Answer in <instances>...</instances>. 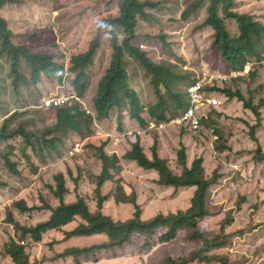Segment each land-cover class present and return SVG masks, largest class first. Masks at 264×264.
<instances>
[{
    "label": "trees",
    "instance_id": "1",
    "mask_svg": "<svg viewBox=\"0 0 264 264\" xmlns=\"http://www.w3.org/2000/svg\"><path fill=\"white\" fill-rule=\"evenodd\" d=\"M28 1L0 0V58L10 61L13 91L21 97L24 106L43 108L39 111L42 117L38 119L37 126H34V123L28 126L14 123L18 110L2 115L0 189L11 185L15 190L13 183L24 187L27 175L30 173L28 168L21 167V161L34 160L36 153L44 157L46 150L56 151L58 153H54L53 158L46 157L42 160L37 158L41 166L49 168L51 163L63 158L61 145L74 137L85 138L82 139L85 140V152L101 162L95 190L98 204L96 208H93L89 198L82 194L77 195L74 200H67L69 193L67 177L64 172H57L54 180H49L45 184L49 193L57 199L56 203L48 201L43 196H41L42 206L30 204L23 198L14 199L10 203L5 222L13 225L15 234H10L4 240L3 254L9 256L13 264H37L38 261L31 260L28 250L30 245H24L25 242L22 241L30 235L34 242H42L44 234L49 231H62L65 239L93 235L105 237L89 245L68 246L56 254L58 258L72 257L76 262H79L82 256L88 257L100 251H116L126 245L134 244L138 236L143 239L141 249L144 251L157 243L169 242L179 234L185 233L188 241L198 242L197 247L179 255H165L154 264L213 261L220 264H234L230 254L224 252L234 238V233L227 230V223L230 224L231 221L224 222L221 230L215 233L206 231L201 224V220L211 213L208 194L210 188L218 181L217 170L210 175L201 155L189 159V146L184 138L179 141L176 148L177 162L181 166V170L178 171L168 157L160 154L157 140L148 151L142 143V137L138 134L126 135L128 147L121 155L108 152V140L103 137H94L97 128L94 117L87 113L84 106L77 101L72 105L41 106L44 96L41 95L38 83L41 82L42 76H46L61 84L66 68L63 64H59L56 58L62 57V54L65 56L68 54L65 51L61 53L34 51L28 44L15 41L17 33L10 28L2 11L9 4L22 5ZM113 1L117 2L118 14L103 18L98 24L99 29H105L109 34L113 53L112 55L109 53V63L104 67L97 81L92 105L88 103L96 119L110 118L111 112L114 111L117 129L124 132L126 130L123 123L125 110H128L129 116L136 119L141 126H146L149 121L168 122L171 118L182 115L189 107L187 88L191 82L185 83V76L183 77L187 72L179 69L172 58H167L164 54L156 58L151 49L143 50L135 43L139 21L141 19L154 21L155 18L148 12V8H155L158 4L150 0ZM204 6H206L207 17L200 28L209 27L212 30L211 50L219 54L221 60L228 66L227 71L242 69L247 63H256L247 75L216 84L210 88V91L223 99H235L241 102L245 109L253 112L258 121L251 126L250 137L257 140L255 129L262 122V110L264 111V82L254 89L249 86L246 91L241 88L239 82L247 81L250 85L255 77H260L259 71L264 69V64H259L264 57V23L250 14L237 11L235 0H191L182 13V19L187 20ZM228 20L234 21L236 25L234 35L227 25ZM119 35H123V38L120 39ZM101 51H104V49L101 50V36L97 35L91 40L86 51L73 52L71 58L67 56L68 71L73 75L71 94H77L83 99L89 84L88 68L100 61L103 53L99 57L98 54ZM170 52L173 51L170 50ZM132 65L134 69H141L145 83L149 85L150 92L146 102L140 99L129 82ZM261 76L263 79V75ZM259 90L261 92L256 102V93ZM216 109H212L210 117L202 121V127L212 125ZM169 126L182 125L170 124L162 132H166ZM186 130L181 132L185 133ZM199 130L194 132L197 133ZM159 132L161 131H158V135ZM69 149L67 155H69ZM215 149L222 148L216 146ZM17 150L21 154L19 157L13 156L14 151ZM253 158L256 161H264V149L261 145L253 151ZM123 160L133 161L143 170L156 173L153 180L159 185L175 189L193 187L190 205L176 211L160 212L149 218L143 217V207L139 203L136 190L131 187L132 191L127 192L123 183V175H121ZM40 167H36L34 172ZM106 188L109 189L107 193H105ZM108 197L117 205L132 204L134 208L132 215L125 219H116L105 213L103 203ZM44 209L49 211L47 217L30 221L32 223L22 222L16 213L22 214L35 210L41 212ZM33 222L36 223L33 224Z\"/></svg>",
    "mask_w": 264,
    "mask_h": 264
},
{
    "label": "rangeland",
    "instance_id": "2",
    "mask_svg": "<svg viewBox=\"0 0 264 264\" xmlns=\"http://www.w3.org/2000/svg\"><path fill=\"white\" fill-rule=\"evenodd\" d=\"M147 1V0H142ZM158 4L155 8H148L155 20H140L137 27L135 43L143 50L151 49L154 56L158 58L164 54L172 58L179 69L185 70V83L195 80L203 72L227 71V65L221 60L219 54L211 50L213 32L209 27H201L207 17L206 6L199 9L187 20L182 19V13L191 0H150ZM235 9L242 13L252 15L264 23V0H235ZM10 28L17 36V43H26L34 51L57 52L65 51L68 57L77 51H86L92 39L101 36V51L98 54V64L90 66L89 84L83 100L92 105L93 96L97 90V81L108 64L110 54L113 50L110 44L109 34L105 29H99V22L106 17L118 14L117 2L113 0H29L22 5H7L2 11ZM227 25L231 33H236L234 21L228 20ZM122 39L123 35H119ZM169 46V47H168ZM173 51V52H170ZM65 54L56 58L59 64L66 68L63 82L52 80L42 76L38 86L42 96H53L55 94H71V81L73 75L68 71L67 58ZM103 60V62L101 61ZM134 71V67H131ZM255 77L248 85L247 81L240 80L241 88L246 91L249 86L256 88L264 82L261 75ZM13 75L11 74L10 61L0 58V121L2 115L18 110L14 120L16 124L28 126L38 125V119L42 117L43 108L39 106H24L21 97L13 91ZM165 91L164 88H162ZM150 92L145 86L143 91L144 102ZM256 93V97L259 96ZM222 104L215 110L214 120L211 126L203 125L199 132L186 126H169L166 132L153 131L151 143L157 140V148L162 156L168 157L173 167L180 171L181 166L177 162V146L184 138L189 146V159L201 155L205 168L210 175L217 170L218 181L210 188L208 204L211 213L201 220L203 228L210 232H219L224 222L227 230L234 233L232 243L224 249L229 253L234 264H264V161H256L253 151L258 145L264 149V111L262 110V122L255 129L257 140L250 137L251 126L257 123V118L252 111L245 109L241 102L233 99H223ZM258 97L256 98V102ZM37 118V119H36ZM36 119V120H35ZM53 122V120H49ZM115 123H108V127ZM186 127V128H184ZM186 130V132H181ZM215 130V134H214ZM165 133V135L163 134ZM220 136L215 139V136ZM85 138H73L61 145L63 158L51 163L49 168L41 167L38 160L49 157L53 158L56 151L44 152V157L34 154V160L20 162L21 167L29 169L28 178L24 187L12 184L19 194L18 199H26L30 204L42 206L41 196L52 203L54 198L46 188V182L54 180L57 172H64L67 177L69 193L67 200L76 199L82 194L89 198L93 208L97 207L98 196L96 190V177L101 170V162L88 154L80 153L69 157L67 151L74 140ZM222 148L221 150L215 147ZM147 147V145H146ZM150 146L147 150H150ZM16 150V149H15ZM122 151L117 150L120 155ZM17 150L13 156L19 157ZM38 158V160H37ZM40 167L34 172L36 167ZM5 169V168H2ZM6 170V169H5ZM28 170H26L27 172ZM32 173V174H31ZM123 183L127 192L133 187L138 200L143 207V217L149 218L160 212L176 211L190 205L193 187H173L157 184L153 178L156 173L143 170L135 162L123 160ZM15 181V179H12ZM105 189V193L108 192ZM17 192V193H20ZM11 203V202H10ZM105 213L116 219H125L132 215L133 205L126 203L117 205L110 197L103 203ZM1 208H3L1 206ZM9 206L0 212V264H12L11 259L3 254L2 246L4 240L15 234L12 224L5 222ZM22 222L37 220L43 215L47 216L49 211L18 213ZM39 216V217H36ZM44 216V217H45ZM33 219V220H32ZM36 222H33V224ZM103 236H90L85 238L70 237L65 239V234L55 231L46 232L42 242H34L30 235L25 237V244L30 245L28 250L32 261L40 264H154L168 254L179 255L197 247V241H188L185 233L179 234L169 242H160L147 250L141 249L143 239L136 237V242L126 245L116 251H100L90 254L88 257H80L76 262L72 257L58 258L56 254L71 245H89L99 242ZM23 242V241H22ZM190 264H220L213 262H192Z\"/></svg>",
    "mask_w": 264,
    "mask_h": 264
},
{
    "label": "built area",
    "instance_id": "3",
    "mask_svg": "<svg viewBox=\"0 0 264 264\" xmlns=\"http://www.w3.org/2000/svg\"><path fill=\"white\" fill-rule=\"evenodd\" d=\"M264 64V58L262 62ZM252 64H247L242 70H235L230 73H207L204 72L199 78L193 82L188 87V94L190 99L189 108L183 113V115L171 119L169 122L157 123L154 121L149 122L148 126L144 130H138L137 133L141 134L147 130H161L166 127L168 124H186L191 129L197 130L201 127V121L204 118L209 117V110L213 107H217L221 104V100L212 94L208 86H212L215 82H221L223 80L230 79L231 77L241 76L247 73L249 67ZM75 101H80L84 107L87 109V112L90 113L91 110L87 107L85 102H83L75 94H61L47 96L43 99V106H62L64 104L72 105ZM133 131H130L129 134H133ZM84 152V143L83 141H75L72 143V146L69 150V156H75L79 153ZM24 242V241H23Z\"/></svg>",
    "mask_w": 264,
    "mask_h": 264
},
{
    "label": "crops",
    "instance_id": "4",
    "mask_svg": "<svg viewBox=\"0 0 264 264\" xmlns=\"http://www.w3.org/2000/svg\"><path fill=\"white\" fill-rule=\"evenodd\" d=\"M108 63H109V61H108ZM97 64H98V61H97ZM128 69L130 71L129 67H128ZM129 82H130L131 86L137 91L140 99H142V101L144 102L145 98L143 97V91L145 89V86H147V88H148L149 85L147 83H145L141 69L137 68V69H134L133 72L130 71ZM148 90H149V88H148ZM123 114H124L123 123L125 125L126 130L127 129H138V128L142 127L136 119H133L129 116L128 110H125ZM115 116H116V113L114 111H112L110 118H106L103 120H97V124H98L99 128H96V132L94 134V137H103V138H106L108 140V143H107L108 152L117 153V150H119V151H122L121 152V154H122L128 147L126 139H125L126 130L124 132L118 131ZM108 123L110 125H111V123H115V125L113 124L112 128H111V126L108 127ZM163 134L165 135V133H163ZM151 135H152V132L145 133V134L141 135L142 143L145 147H146V145H147V147L153 145L151 143V141H152ZM147 147H146V149H147ZM130 162L133 163V161H130ZM41 168L43 169L44 167H41ZM1 173H2V171L0 170V178L2 175ZM17 192H20V191H17L16 189L14 190L11 187V185L8 187L4 186L0 189V212L2 211V209H4V211H5V207L10 206V202H12L14 199H17L19 197V194L22 193V192H20V193H17ZM1 206L3 208H1ZM44 216L45 215H43L42 218L47 217V216H45V217ZM36 217H39V216H36ZM3 218H5V216L2 217L1 219H3ZM93 236H103V235H93ZM85 237H90V236H80V238H85ZM7 257H8V259H11L9 256H7ZM8 261H11V260H8ZM12 264H13V262H12Z\"/></svg>",
    "mask_w": 264,
    "mask_h": 264
},
{
    "label": "clouds",
    "instance_id": "5",
    "mask_svg": "<svg viewBox=\"0 0 264 264\" xmlns=\"http://www.w3.org/2000/svg\"><path fill=\"white\" fill-rule=\"evenodd\" d=\"M66 58H67V62H68V57L66 56ZM263 58H264V57H263ZM263 58H262V60H263ZM262 60L260 61L259 64H263V63H261ZM247 64H252V65L249 67V69H248V71H249V70L251 69V67H253V65H255L256 63H247ZM247 64H245L244 67H245ZM244 67H243V68H244ZM243 68H242V69H243ZM242 69H236V70H242ZM233 71H235V70H233ZM248 71H247V73H248ZM230 72H232V71H223V72H215V73H230ZM203 73H204V72H203ZM203 73H202V74H203ZM207 73H210V72H207ZM247 73H245L244 75H241V76H245V75H247ZM202 74H201V75H202ZM199 76H200V75H199ZM199 76L197 77V79L199 78ZM235 77H240V75H239V76H235ZM263 77H264V74H263ZM232 78H234V77H231L230 79H232ZM197 79H195L193 82H195ZM230 79L223 80V81H221V82H215L211 87L215 86L216 84H220V83H223V82H225V81H228V80H230ZM193 82H191L190 85H191ZM190 85H189V86H190ZM189 86H188V87H189ZM211 87L208 86L207 89H209V91H210V88H211ZM187 92H188V88H187ZM210 92H211V91H210ZM211 93H212V92H211ZM212 94H214V93H212ZM55 95H56V94H55ZM58 95H61V94H58ZM75 95L78 96L77 94H75ZM214 95L217 96V97L221 100V104H222V99H221L217 94H214ZM188 96H189V94H188ZM45 97H47V96H44L43 99H44ZM78 97H79V96H78ZM79 98H80L83 102H85V104L87 105V107L91 110V112H90L89 114H91V115L94 117L95 125H96L97 128H99V126H98V124H97L96 115H95V113L93 112L92 108H91V107L89 106V104H87L86 101H84L81 97H79ZM77 102H79L80 104H82L80 101H77ZM221 104H220V105H221ZM82 105H83V104H82ZM220 105L217 106V107H214V108L212 107V108L209 110V117H210V114H211V113H210L211 110L220 107ZM41 106H43V105H41ZM83 106H84V105H83ZM189 106H190V99H189ZM84 108H85V107H84ZM188 108H189V107H188ZM188 108H187V109H188ZM85 109H86V108H85ZM187 109H186V110H187ZM186 110H185V111H186ZM86 112H87V109H86ZM87 113H88V112H87ZM182 115H183V114H182ZM179 116H181V115H179ZM179 116H175V117H173V118H176V117H179ZM209 117H208V118H209ZM173 118H171V119H173ZM208 118H204V119H208ZM171 119H170V120H171ZM204 119H203V120H204ZM170 120H169V121H170ZM203 120H202V121H203ZM169 121H168V122H169ZM202 121H201V127H202ZM149 122H151V121H149ZM154 122H157V121H154ZM157 123H158V122H157ZM148 124H149V123H148ZM148 124H147L146 126H142L141 128H138V129H127L126 132H125V134L128 135V136H131V135H134V134H138L137 131H138V130H144V129H146V127L148 126ZM173 124H175V123H173ZM168 125H170V124H168ZM168 125H167V126H168ZM178 125H186V124H178ZM186 126H188V125H186ZM201 127H200V128H201ZM165 128H166V127H164L163 129H165ZM188 128L191 129L189 126H188ZM200 128H199V129H200ZM163 129H161V130H147V131H145V132H143V133H141V134H138V135L141 136V135H143V134H145V133H150V132H153V131H162ZM199 129H197V130H199ZM191 130H193V129H191ZM130 131H133L134 133H133V134H129ZM193 131H196V130H193ZM216 138H218V136H215V139H216ZM77 141H78V140H77ZM80 141H83V143H85V140H80ZM73 143H74V142H73ZM71 146H72V145H71ZM70 148H71V147H70ZM69 150H70V149H69ZM84 152H85V147H84ZM84 152H82V153H84ZM79 154H80V153H79ZM77 155H78V154H77ZM68 156H69V155H68ZM69 157H71V156H69ZM23 243H24V242H23Z\"/></svg>",
    "mask_w": 264,
    "mask_h": 264
}]
</instances>
